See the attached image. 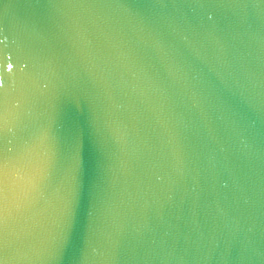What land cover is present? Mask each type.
Masks as SVG:
<instances>
[{
    "label": "water",
    "instance_id": "1",
    "mask_svg": "<svg viewBox=\"0 0 264 264\" xmlns=\"http://www.w3.org/2000/svg\"><path fill=\"white\" fill-rule=\"evenodd\" d=\"M0 86L65 158L0 264H264V0H0Z\"/></svg>",
    "mask_w": 264,
    "mask_h": 264
},
{
    "label": "snow or ice",
    "instance_id": "2",
    "mask_svg": "<svg viewBox=\"0 0 264 264\" xmlns=\"http://www.w3.org/2000/svg\"><path fill=\"white\" fill-rule=\"evenodd\" d=\"M7 97L5 91H0V255L15 254L25 246L30 235L26 220L55 187L65 163L61 138L55 130L43 127L45 136L39 139L36 128L21 119L18 102L14 106L17 111H8ZM60 119L63 120L62 115ZM76 183V197L81 199L84 184L79 174ZM17 229L23 235L9 240V231ZM73 243L74 220L69 207L65 211L63 246L70 247Z\"/></svg>",
    "mask_w": 264,
    "mask_h": 264
}]
</instances>
